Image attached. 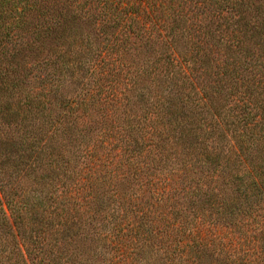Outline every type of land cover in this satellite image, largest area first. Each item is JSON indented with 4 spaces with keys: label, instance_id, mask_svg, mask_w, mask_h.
<instances>
[{
    "label": "trees",
    "instance_id": "16d2710c",
    "mask_svg": "<svg viewBox=\"0 0 264 264\" xmlns=\"http://www.w3.org/2000/svg\"><path fill=\"white\" fill-rule=\"evenodd\" d=\"M0 264H264V0H0Z\"/></svg>",
    "mask_w": 264,
    "mask_h": 264
}]
</instances>
